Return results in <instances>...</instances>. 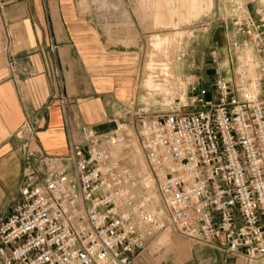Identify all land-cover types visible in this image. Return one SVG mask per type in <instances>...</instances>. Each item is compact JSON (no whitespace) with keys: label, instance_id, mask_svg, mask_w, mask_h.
Returning <instances> with one entry per match:
<instances>
[{"label":"built area","instance_id":"2783aa9c","mask_svg":"<svg viewBox=\"0 0 264 264\" xmlns=\"http://www.w3.org/2000/svg\"><path fill=\"white\" fill-rule=\"evenodd\" d=\"M235 25L240 39L211 53L210 84L153 77L170 113L129 106L114 130L71 128L65 155L27 150L0 264H132L165 231L264 264L263 0ZM133 132L150 174L133 170Z\"/></svg>","mask_w":264,"mask_h":264},{"label":"crops","instance_id":"0c3cea01","mask_svg":"<svg viewBox=\"0 0 264 264\" xmlns=\"http://www.w3.org/2000/svg\"><path fill=\"white\" fill-rule=\"evenodd\" d=\"M198 8L199 1L193 0L192 13ZM97 34V27L82 15L75 0H0V222L20 201L27 150L67 154V115L61 102L66 94V71L70 68V83L88 82L82 74L88 65L84 59L89 56L86 52L94 50ZM110 81L112 89L106 99L91 96L79 106V122L100 133L119 123L114 114V106L122 103L115 92L119 86ZM99 84L95 91L104 92ZM28 123L36 125L33 142L24 131ZM133 264L246 262L219 248L164 234L151 241Z\"/></svg>","mask_w":264,"mask_h":264},{"label":"rangeland","instance_id":"374dc122","mask_svg":"<svg viewBox=\"0 0 264 264\" xmlns=\"http://www.w3.org/2000/svg\"><path fill=\"white\" fill-rule=\"evenodd\" d=\"M75 1L99 34L94 50L86 52L89 56L84 59V64L88 65L83 67L82 74L88 82L70 83V68L66 71V94L61 102L67 115L68 140L71 128L81 124L79 106L91 96L101 95L106 99L112 89L111 79L119 86L114 89L122 102L114 106L116 121L123 118L124 123L132 121L130 107L134 111L149 108L152 114L170 113L175 109L176 104H164L161 95V99L156 98L151 92L153 87L149 89V85L156 84L153 77L159 72L163 76L167 71L186 85L210 84L213 77L211 53L215 49L223 52L231 42L240 39L235 23L244 16L250 2L198 0L199 8L192 13L193 0ZM123 26L131 31L126 33ZM97 82L104 92L95 91ZM139 99L142 104L137 105ZM114 124L112 130L116 128ZM28 126L37 130L36 125L28 123ZM133 141L136 151L138 147L135 139ZM143 160L147 165L144 157ZM164 234L172 233L165 231L152 241Z\"/></svg>","mask_w":264,"mask_h":264},{"label":"bare ground","instance_id":"6f19581e","mask_svg":"<svg viewBox=\"0 0 264 264\" xmlns=\"http://www.w3.org/2000/svg\"><path fill=\"white\" fill-rule=\"evenodd\" d=\"M263 2H264V0H263ZM155 85V84H154ZM154 85H149V89H151V87H153L154 88ZM156 87V86H155ZM152 90V89H151ZM170 90V89H169ZM165 102V103H164ZM163 103L164 104H171L172 103V101H170V100H165ZM122 120H123V118H122ZM121 119H119V123H118V125L116 126V128L118 127V126H120V125H123L124 124V120L122 121ZM121 122H123V123H121ZM115 128V129H116ZM132 136L134 137L135 136V134H134V132H133V134H132ZM135 139H136V143H135V145H136V147H138V150H136L135 151V147H134V145L132 144V148H133V150H132V152H131V154H130V157H131V160H132V163L135 165V168L133 169L135 172H144V173H146V174H150L149 173V171H148V167H146V166H148V163H147V165H146V163L144 162V160H143V157H144V155L142 154V152L140 151V149H139V146H138V142H137V138H136V136H135ZM124 155V157H127V155L128 154H123ZM143 155V156H142ZM145 158V157H144ZM143 160V161H142ZM146 160V159H145ZM147 162V161H146ZM143 163V164H142ZM144 167H145V169H144ZM143 168V169H142ZM171 233V232H170ZM152 241V240H151ZM150 241V242H151ZM150 242L148 243V245L150 244ZM147 245V246H148ZM147 246H146V248H147ZM145 248V249H146ZM144 249V250H145ZM133 264V263H132Z\"/></svg>","mask_w":264,"mask_h":264}]
</instances>
